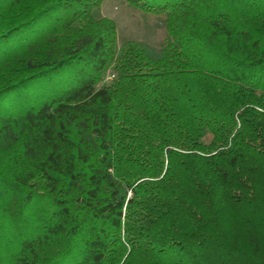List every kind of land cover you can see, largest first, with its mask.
Returning <instances> with one entry per match:
<instances>
[{"label": "trees", "instance_id": "trees-1", "mask_svg": "<svg viewBox=\"0 0 264 264\" xmlns=\"http://www.w3.org/2000/svg\"><path fill=\"white\" fill-rule=\"evenodd\" d=\"M104 1L0 0V264H264V0Z\"/></svg>", "mask_w": 264, "mask_h": 264}, {"label": "rangeland", "instance_id": "rangeland-1", "mask_svg": "<svg viewBox=\"0 0 264 264\" xmlns=\"http://www.w3.org/2000/svg\"><path fill=\"white\" fill-rule=\"evenodd\" d=\"M95 17L112 20L116 25L118 53L127 42H135L152 61L161 58L167 39L165 16H154L130 8L125 0H105ZM113 76L108 74L105 82Z\"/></svg>", "mask_w": 264, "mask_h": 264}]
</instances>
